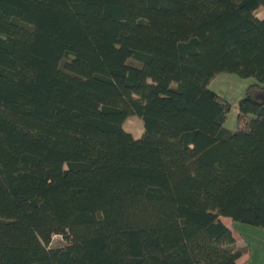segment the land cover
<instances>
[{"label": "trees", "instance_id": "16d2710c", "mask_svg": "<svg viewBox=\"0 0 264 264\" xmlns=\"http://www.w3.org/2000/svg\"><path fill=\"white\" fill-rule=\"evenodd\" d=\"M221 74L257 81L234 130ZM263 82L264 0H0V264H239Z\"/></svg>", "mask_w": 264, "mask_h": 264}, {"label": "rangeland", "instance_id": "374dc122", "mask_svg": "<svg viewBox=\"0 0 264 264\" xmlns=\"http://www.w3.org/2000/svg\"><path fill=\"white\" fill-rule=\"evenodd\" d=\"M253 84H257L255 79L251 77L242 79L235 74H221L209 84L208 90L222 96L232 105V109L226 115L227 118L223 124L226 129H235L237 101L243 97L245 87ZM261 85L264 87V82ZM173 86L174 83L172 84ZM123 130L137 139L142 134V121L136 117H129L123 124ZM223 222L231 230L237 245L239 247L240 245H245L249 248L248 256L245 255L247 258L241 257L239 264H264V231L262 232L254 226L230 222L227 218L223 219ZM64 245V240L61 236L51 237L49 247L56 248ZM244 258H246L245 263H242Z\"/></svg>", "mask_w": 264, "mask_h": 264}, {"label": "crops", "instance_id": "0c3cea01", "mask_svg": "<svg viewBox=\"0 0 264 264\" xmlns=\"http://www.w3.org/2000/svg\"><path fill=\"white\" fill-rule=\"evenodd\" d=\"M244 257H245V256H244ZM245 259H246V258H244V261H243V262H245ZM243 262H242V263H243Z\"/></svg>", "mask_w": 264, "mask_h": 264}]
</instances>
